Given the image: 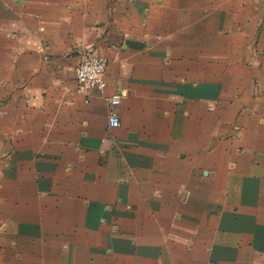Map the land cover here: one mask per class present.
Instances as JSON below:
<instances>
[{"label":"crops","instance_id":"crops-1","mask_svg":"<svg viewBox=\"0 0 264 264\" xmlns=\"http://www.w3.org/2000/svg\"><path fill=\"white\" fill-rule=\"evenodd\" d=\"M9 1L0 264H264V0ZM85 48L108 62L105 86L83 94ZM178 195L188 214L173 222ZM111 199L116 232L91 222L81 246L55 244V206ZM24 206H51L46 228Z\"/></svg>","mask_w":264,"mask_h":264},{"label":"rangeland","instance_id":"rangeland-1","mask_svg":"<svg viewBox=\"0 0 264 264\" xmlns=\"http://www.w3.org/2000/svg\"><path fill=\"white\" fill-rule=\"evenodd\" d=\"M51 0H38V4L39 5H44V4H48ZM20 1H16V0H11L8 2V4L10 6H12L13 8H18L21 7L20 4H18ZM1 24H2V20H0ZM215 37L217 38L218 36L215 35ZM212 38V36H211ZM216 38H215V42H216ZM1 45V43H0ZM107 189L104 188V192H106ZM178 201L180 203H175L173 204V206H169V208H171V219L174 221H178L181 220L183 217H185L188 214L187 207L189 208V206H186V195H178ZM164 202V201H163ZM104 204L106 206H55V211H54V217H55V231H54V239H55V244L60 242L61 239L65 236L66 233H71V238L70 241L72 243H74V246H81L82 244L79 243L76 239V237L79 238V236L81 235V238H85V239H90L93 235H90V226L89 223L91 224V226L93 227L92 223L95 224V226L100 227L102 226L101 223L106 222V220H108L110 222L109 224V230L111 232H116L118 230V226L117 223H115L112 218L110 219L109 215H112V212L114 211V208L116 207L114 204V200H106L104 201ZM154 204V203H153ZM169 205V204H166ZM166 205H161V206H166ZM159 206V207H161ZM26 207V209L24 210L25 212L27 210L31 211V209L33 210V212L36 211V213H38L39 215V220H43L42 222H44V226L46 228V214H43L41 216V211L43 210H51V206H49V208L47 209L46 206H24ZM134 206H126V210L129 211L133 208ZM191 207V206H190ZM136 209V207H135ZM88 212L87 216H86V221H84L82 224H74V221L78 220L79 216H85L84 212ZM29 213V212H28ZM80 213V214H79ZM192 213V212H191ZM50 214V211H49ZM152 214V212H151ZM7 216L9 217V214H7ZM183 216V217H182ZM182 217V218H181ZM45 220V221H44ZM112 220V221H111ZM67 221V224H70V228L69 231L66 232V228L62 229L61 225L65 224V222ZM58 222V223H57ZM92 222V223H91ZM57 224H59V229L57 227ZM85 226V227H81V226ZM182 229V228H180ZM87 230V235H85V231ZM40 237H42L45 241V238H51V235L49 233L48 236H43L40 235ZM100 237V236H98ZM48 241V240H47ZM109 245L108 243H105L104 241V252H106V255L110 256L113 254L111 253V250L108 248ZM40 249H41V243H40ZM107 249V251H106ZM87 256L93 260L94 255L92 253L87 254ZM124 261V260H123ZM119 264H125L124 262H120Z\"/></svg>","mask_w":264,"mask_h":264},{"label":"built area","instance_id":"built-area-1","mask_svg":"<svg viewBox=\"0 0 264 264\" xmlns=\"http://www.w3.org/2000/svg\"><path fill=\"white\" fill-rule=\"evenodd\" d=\"M78 55L74 69L76 92L86 94L94 88H103L105 86L103 73L107 66V58L87 48L80 49ZM108 103L110 106L108 124L111 127L118 126L120 120L116 107L120 103V95L113 94L109 97Z\"/></svg>","mask_w":264,"mask_h":264}]
</instances>
